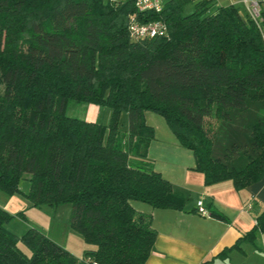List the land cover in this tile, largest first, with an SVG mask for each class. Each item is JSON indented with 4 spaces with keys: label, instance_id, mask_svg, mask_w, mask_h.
Instances as JSON below:
<instances>
[{
    "label": "trees",
    "instance_id": "obj_1",
    "mask_svg": "<svg viewBox=\"0 0 264 264\" xmlns=\"http://www.w3.org/2000/svg\"><path fill=\"white\" fill-rule=\"evenodd\" d=\"M135 1L0 0V192L32 207L70 205L69 226L88 246L78 260L36 229L18 237L0 207V264H145L156 232L131 202L183 211L189 198L147 159L146 112L191 151L206 187L241 191L263 178L264 42L254 23L214 1L168 0L145 14ZM133 15L166 33L132 39ZM69 102L108 108V124L67 116ZM253 230L244 238L264 232V211Z\"/></svg>",
    "mask_w": 264,
    "mask_h": 264
},
{
    "label": "crops",
    "instance_id": "obj_2",
    "mask_svg": "<svg viewBox=\"0 0 264 264\" xmlns=\"http://www.w3.org/2000/svg\"><path fill=\"white\" fill-rule=\"evenodd\" d=\"M243 14L246 15L244 5ZM99 108L88 105L85 116L79 119L99 124L102 114ZM146 114V123L152 126ZM154 120L163 130L161 122ZM172 136L167 132L159 136L155 129L147 155L157 148V155L171 156L175 165L152 164L153 170L174 187L188 192V205L183 211H176L131 202L137 212L150 215L151 226L156 232L145 264H264V232L255 231L252 240L244 238L254 231L256 218L264 211V176L241 191H236L229 181L206 187L203 175L191 170L194 165L191 151L181 148ZM198 202L208 216L197 212ZM213 212L226 221L212 217Z\"/></svg>",
    "mask_w": 264,
    "mask_h": 264
},
{
    "label": "rangeland",
    "instance_id": "obj_3",
    "mask_svg": "<svg viewBox=\"0 0 264 264\" xmlns=\"http://www.w3.org/2000/svg\"><path fill=\"white\" fill-rule=\"evenodd\" d=\"M214 4L215 6L234 5L239 13L244 15L242 0H215ZM191 10L192 5H189L185 8L184 13L187 14L191 12ZM87 106V104L83 103L69 102L65 109V113L69 117L83 118L86 114ZM99 109H101L102 114L99 117L98 122L105 126L108 124L110 110L102 107ZM146 113L147 122L152 124L154 133L156 129L159 136L163 135L164 132L172 135L162 117L151 112ZM154 119H158L161 122L163 130L156 124ZM120 128L121 130L127 129V115L125 113H122L120 116ZM157 154L158 150L156 148V152L155 150H152L150 156L147 155L153 165L157 164L158 166H164L167 163H173V165H175L169 154ZM174 160H176V158ZM28 177V175H25L19 184V190L23 193H26L29 189ZM185 205H188V200ZM0 207L12 216L9 222L5 224V228L7 231L18 237L23 235L28 229H36L51 241L63 247L78 260H81L83 252L88 248L82 237L69 226L71 206L68 204L56 208L44 206L32 207L31 204L21 195L6 196L0 192ZM19 246L25 250L22 244H19Z\"/></svg>",
    "mask_w": 264,
    "mask_h": 264
},
{
    "label": "built area",
    "instance_id": "obj_4",
    "mask_svg": "<svg viewBox=\"0 0 264 264\" xmlns=\"http://www.w3.org/2000/svg\"><path fill=\"white\" fill-rule=\"evenodd\" d=\"M108 1L113 2L115 0ZM166 1L168 0H136L135 9L138 14H145L148 12L160 13ZM242 3L245 7L247 18L254 23L264 41V0H242ZM130 22L128 32L129 36L134 40L162 36L167 31L166 25L160 21L142 23L136 19L135 15H133L130 18ZM197 212L202 216H208L206 211L202 208L201 202L197 203Z\"/></svg>",
    "mask_w": 264,
    "mask_h": 264
}]
</instances>
